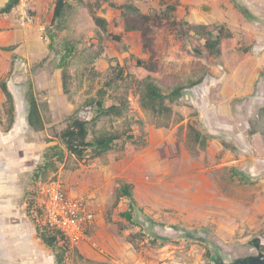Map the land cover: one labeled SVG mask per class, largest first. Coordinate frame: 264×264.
Returning a JSON list of instances; mask_svg holds the SVG:
<instances>
[{
	"label": "rangeland",
	"instance_id": "1",
	"mask_svg": "<svg viewBox=\"0 0 264 264\" xmlns=\"http://www.w3.org/2000/svg\"><path fill=\"white\" fill-rule=\"evenodd\" d=\"M67 2L71 9L64 22L66 30L50 26L49 16L39 18L40 23H48V37L53 29L60 33L50 51V38L45 43L38 39L48 54L45 61L5 62L4 53L0 54V84L7 81L15 103L14 131L4 133L2 127H8L9 119L0 87V153L18 168L24 167L29 187L44 153L55 144L50 142L54 133L63 130L71 116H90L86 103L116 76L115 68H123L128 77L107 89L106 106L117 103V95H126L129 108L121 118L102 119L95 133H121L131 127L138 137V119L148 135L138 145L128 142L125 152L119 142L102 158L92 159L88 153L79 161L69 156L57 173L50 174L49 179L60 182L72 197L91 199L97 210V227L90 230V241L75 247L81 258L71 247L66 264H233L263 252L264 0ZM175 2L180 4L175 13L178 20L211 29L226 25L235 46L219 57L211 56L204 38L193 33L178 37L165 22L148 40L137 31H125V15L108 5L134 3L142 13L155 14ZM94 15L108 22L104 36ZM80 32L86 34L85 42L70 59V94L66 95L56 73L61 72L58 64L66 40L78 38ZM136 58L155 64V81L161 89L186 87L179 100H165L171 114L143 107L141 91L148 72L136 65ZM201 78L200 84L189 88ZM30 87L42 108L44 132L36 133L21 123L27 115ZM195 130L211 136L204 150L195 142ZM119 180L133 184L138 207L143 208V213H135L140 226L120 216L128 210L127 199L113 208ZM41 184L39 180L36 185ZM140 232L145 236L137 237L134 246L129 236ZM162 240L168 241L161 245Z\"/></svg>",
	"mask_w": 264,
	"mask_h": 264
},
{
	"label": "trees",
	"instance_id": "2",
	"mask_svg": "<svg viewBox=\"0 0 264 264\" xmlns=\"http://www.w3.org/2000/svg\"><path fill=\"white\" fill-rule=\"evenodd\" d=\"M18 1L19 0H12L2 10H0V12L9 13L11 9L18 3ZM108 5L113 9L120 10L122 14L125 15V31H137L140 33L141 37L148 40L154 39L159 29L160 23L165 22L169 28L176 31L178 37L188 38L193 33L196 36L204 38V47L209 51L211 56L219 57L224 50H228L235 46L233 33L227 28L226 25L216 26L217 28L213 27V29H211L207 26L190 25L189 22L182 19L178 20L175 15L180 6L178 2L167 4L164 10L155 14L142 13L134 3H126L120 7H117L113 3H108ZM70 9L71 4H69L67 0H56L50 26L60 31L66 30L64 22L66 21L67 11ZM93 20L96 26L102 30V36H104V34L107 33V20L96 15H94ZM80 27L81 25L75 27V30L78 33ZM85 37L86 34L80 32L78 38H71L65 42V52L61 57L58 68L62 69V87L66 95L70 94V59L75 54L77 46L85 42ZM100 39L102 40L103 38L100 37ZM113 39L116 41L121 40L120 36H114ZM51 46L53 45L50 44V48ZM239 48H242V46H239ZM2 49L5 51H13L15 48L6 47ZM242 50L246 51L248 48H242ZM136 65L148 72V75L143 81V88L141 91V101L143 103V107L157 114H164L165 112L171 114L172 110L164 106L165 100H179L182 97L183 92L186 90V87L181 85L173 88L172 90L161 89L155 81V71L157 67L153 62L136 58ZM115 71L117 72L114 73L116 76L107 81L104 86L97 91V96L95 99L91 98V100L86 103V106L90 107L88 108L90 116L88 118L71 116L69 119H67L66 127L63 130L56 131L54 133V137L52 140H50V142L55 144L50 146L44 153L43 163L34 171L32 175V182L25 192L27 216L35 227L37 237L46 246L52 249L56 264L67 263V258L70 253H72V246L64 239L60 232L51 230L45 224V212L38 203L42 184L41 186H37V182L39 180L43 181L44 184L57 182L49 179V176L52 173H57L59 166L65 164L69 156L75 157L79 161L85 159L88 153H91L92 159L102 158L115 146H117L119 142L122 143L121 149L125 152L129 149L128 142L138 145L144 141V138L148 135L144 128L143 122L138 119L136 120L140 131V135L138 137H135V135L132 133L131 127H127V129L121 133L102 132L98 135L95 133V129L102 119L113 117L121 118L125 115L129 108V101L126 95H117V103L106 106V97L109 95L108 90L111 89L114 84L121 85L118 83H122L128 77L127 75L125 76V70L123 68L118 70L115 68ZM202 80L203 78L195 82H191L189 84V88L200 84ZM0 87L6 97V103L4 106L6 105L7 107V109H5L7 110L6 115L8 116L9 124L4 131L5 133H8L11 131L15 123L14 97L8 87L7 81L3 80L0 84ZM26 100L28 108L26 117L29 128L36 133L44 132L47 125L43 117L41 105L38 103L31 87L27 92ZM166 127L168 128L169 125H166ZM189 129L191 130L192 128L189 127ZM209 137L211 136H206L202 134V132L195 130V142L198 144L200 149H205L206 142ZM224 147L227 148V145L224 144ZM133 190V184L119 180L118 187L115 190L113 208L117 207L121 199H127L129 201L128 210L120 213V216L130 224L140 226L135 220V215L137 214L136 211L143 213V208L138 207ZM147 221H151L150 218H147ZM144 236L145 235L143 232L132 234L129 236V242L136 246L138 245L137 237L143 238ZM166 241L168 240H162L161 245L165 244ZM151 244L157 245V241L151 239ZM72 248L75 249V247ZM74 252L79 258H81L79 252H77L76 249Z\"/></svg>",
	"mask_w": 264,
	"mask_h": 264
},
{
	"label": "crops",
	"instance_id": "3",
	"mask_svg": "<svg viewBox=\"0 0 264 264\" xmlns=\"http://www.w3.org/2000/svg\"><path fill=\"white\" fill-rule=\"evenodd\" d=\"M11 1L12 0H0V10ZM35 2L37 17L49 16L48 23L51 25L55 6L54 0H35ZM52 31L53 35L51 34V36L48 37V41L50 38V43L47 46L49 51L53 47L51 46L50 48V44L53 45L52 39L54 42L57 38L56 33L60 34L55 29ZM36 35L37 31L35 28L21 29L15 24L13 17L9 16V13L0 12V54L4 53L3 57L5 62H7V60L13 62V59H16V61L20 59L25 62L31 60L34 62L40 61V64L45 61L48 54H46L44 50V45L38 43V39L40 38H37ZM6 47H14L15 49L13 51H5L2 49ZM8 67H10L9 72L11 73L12 64L10 63ZM24 67H26V69L27 67L28 69L30 68L27 63H25ZM59 71L61 72H57L56 74H59V81L62 84V69ZM49 81V84L51 83L52 85L53 83L54 85L55 81L51 82V79H49ZM51 87L52 86H50V88ZM24 122L27 124L26 116L21 120V123ZM11 131H14L13 128ZM6 159L5 155L0 153L1 250L9 257L8 264H56L54 255L51 254L49 247L37 237L35 227L26 213L27 204L25 201V192L28 188V184L25 178L24 167L18 168L16 162ZM68 194L71 195L70 193ZM94 211L97 213V210L94 209ZM96 219L98 222L97 214ZM97 222L94 228L97 227Z\"/></svg>",
	"mask_w": 264,
	"mask_h": 264
},
{
	"label": "built area",
	"instance_id": "4",
	"mask_svg": "<svg viewBox=\"0 0 264 264\" xmlns=\"http://www.w3.org/2000/svg\"><path fill=\"white\" fill-rule=\"evenodd\" d=\"M9 16L21 29L35 28L42 41H48L47 26L35 13V0H19ZM45 212V224L58 231L72 247L91 239L90 230L96 224V213L90 199L72 197L60 182L43 184L38 199Z\"/></svg>",
	"mask_w": 264,
	"mask_h": 264
},
{
	"label": "water",
	"instance_id": "5",
	"mask_svg": "<svg viewBox=\"0 0 264 264\" xmlns=\"http://www.w3.org/2000/svg\"><path fill=\"white\" fill-rule=\"evenodd\" d=\"M0 168H1V165H0ZM1 249L2 248L0 247V264H8L9 257ZM248 262H249L248 258H244V259H239L235 261L233 264H249ZM253 264H264V254L261 253L257 257H254Z\"/></svg>",
	"mask_w": 264,
	"mask_h": 264
},
{
	"label": "flooded vegetation",
	"instance_id": "6",
	"mask_svg": "<svg viewBox=\"0 0 264 264\" xmlns=\"http://www.w3.org/2000/svg\"><path fill=\"white\" fill-rule=\"evenodd\" d=\"M5 129L2 127V131L5 133V131H4ZM262 254H264V251L263 252H261ZM261 253H259V254H261ZM258 256V255H257ZM257 256H253V255H250V256H248L247 258H248V263L249 264H253V262H254V257H257ZM253 259V260H252ZM219 262V261H218ZM218 264H220V263H218Z\"/></svg>",
	"mask_w": 264,
	"mask_h": 264
}]
</instances>
